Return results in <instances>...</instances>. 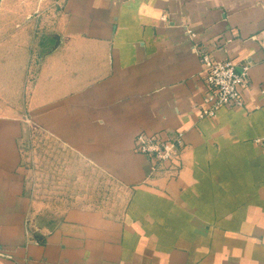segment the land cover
Here are the masks:
<instances>
[{"label":"crops","instance_id":"crops-1","mask_svg":"<svg viewBox=\"0 0 264 264\" xmlns=\"http://www.w3.org/2000/svg\"><path fill=\"white\" fill-rule=\"evenodd\" d=\"M0 11L20 29L15 46L5 34L2 66L26 90L24 110L21 94L0 97V264H264V0H0ZM201 50L251 63L245 108L200 118ZM26 120L127 191L123 206L37 217ZM166 130L185 132L180 167L153 174L135 138Z\"/></svg>","mask_w":264,"mask_h":264},{"label":"rangeland","instance_id":"rangeland-1","mask_svg":"<svg viewBox=\"0 0 264 264\" xmlns=\"http://www.w3.org/2000/svg\"><path fill=\"white\" fill-rule=\"evenodd\" d=\"M1 17L0 11V49L2 44L6 43L3 40L8 32L13 33V46L17 45L20 43L15 41L19 27L3 25ZM2 60L0 51V97H9L10 101L15 103L21 94L20 106H23L26 90L18 89L17 86L21 83L18 81V74L7 73L2 66ZM14 60H17L16 56L10 57V63ZM25 106L27 108L26 104ZM24 124L21 146L27 193L35 204V212L39 215L37 217H42L44 223L64 219L63 212L71 208H97L112 216L116 207L123 206L128 192L108 175L92 169L79 155L72 153L61 142L35 127L31 121L26 120Z\"/></svg>","mask_w":264,"mask_h":264},{"label":"built area","instance_id":"built-area-1","mask_svg":"<svg viewBox=\"0 0 264 264\" xmlns=\"http://www.w3.org/2000/svg\"><path fill=\"white\" fill-rule=\"evenodd\" d=\"M205 77V96L197 106L200 118H216L226 109L245 108V92L251 87V63L240 69L232 59L217 60L200 51ZM185 132L166 130L156 134L142 132L135 138L136 152L151 162L152 173L180 167Z\"/></svg>","mask_w":264,"mask_h":264}]
</instances>
